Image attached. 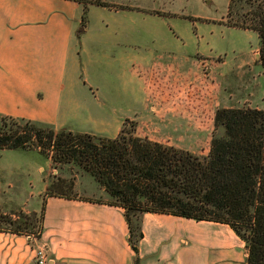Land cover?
<instances>
[{"label": "crops", "instance_id": "crops-1", "mask_svg": "<svg viewBox=\"0 0 264 264\" xmlns=\"http://www.w3.org/2000/svg\"><path fill=\"white\" fill-rule=\"evenodd\" d=\"M104 1L127 7L89 3L82 22L79 0H0V115L109 137L125 119L135 120L143 131L136 134L188 147L151 133L200 132L207 80L195 82L170 63L142 60L144 17L162 12ZM77 184L78 178L76 197L45 196L39 238L0 231V264H38L37 247L46 250L43 264H134L130 240L138 248L137 264H246L245 240L226 222L99 202L90 198L96 191L84 193ZM98 187L100 196L110 197ZM2 206V212L12 208Z\"/></svg>", "mask_w": 264, "mask_h": 264}, {"label": "trees", "instance_id": "trees-1", "mask_svg": "<svg viewBox=\"0 0 264 264\" xmlns=\"http://www.w3.org/2000/svg\"><path fill=\"white\" fill-rule=\"evenodd\" d=\"M85 21L89 3L127 7L104 0H79ZM155 12L161 13L156 10ZM225 24L254 30L258 59L264 67V0H228ZM123 126L114 137L56 129L30 118L0 115V148L36 149L52 166L75 163L108 192L100 200L127 209L171 213L228 223L245 240L246 264H264V108L220 106L206 155L135 133ZM46 195L76 197L74 177L58 176L47 183L41 208L29 213L2 212L0 231L39 238L43 232ZM21 215L23 221L16 216ZM136 253L138 248L131 240Z\"/></svg>", "mask_w": 264, "mask_h": 264}, {"label": "rangeland", "instance_id": "rangeland-1", "mask_svg": "<svg viewBox=\"0 0 264 264\" xmlns=\"http://www.w3.org/2000/svg\"><path fill=\"white\" fill-rule=\"evenodd\" d=\"M121 1H133L144 8L162 12L161 15L144 17L145 37L140 51L143 61L170 63L179 75H189L195 82H208V104L205 109L202 108L200 132L153 130L152 135L166 137L172 143L187 144L189 146L185 149L206 155L211 138L224 134L221 125H214L217 107L264 108V67L258 59L259 38L254 30L229 26L222 21H225L228 0ZM133 88L138 94L136 84ZM123 126L130 129V121ZM143 127L146 128L145 125ZM136 129L137 122L135 133H143L142 129ZM39 166L43 169L40 170ZM58 176L74 177V182L78 178L79 190L84 193L96 191L90 198L110 199L97 193L101 184L75 163L54 167L48 157L35 149L12 148L0 150L2 207H12L7 213L18 214L20 211L29 213L20 207H40L38 194L43 187V178L49 182ZM16 218L18 221L24 219L21 215ZM0 225L10 224L0 222ZM30 236L35 238L32 233Z\"/></svg>", "mask_w": 264, "mask_h": 264}, {"label": "built area", "instance_id": "built-area-1", "mask_svg": "<svg viewBox=\"0 0 264 264\" xmlns=\"http://www.w3.org/2000/svg\"><path fill=\"white\" fill-rule=\"evenodd\" d=\"M34 256L38 264H43L47 260V253L44 247H37Z\"/></svg>", "mask_w": 264, "mask_h": 264}]
</instances>
